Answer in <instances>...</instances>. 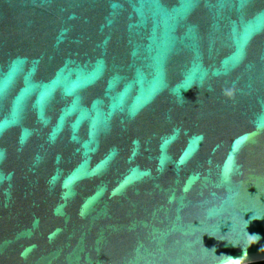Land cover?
<instances>
[{"label":"water","instance_id":"water-1","mask_svg":"<svg viewBox=\"0 0 264 264\" xmlns=\"http://www.w3.org/2000/svg\"><path fill=\"white\" fill-rule=\"evenodd\" d=\"M264 262V0H0V264Z\"/></svg>","mask_w":264,"mask_h":264},{"label":"flooded vegetation","instance_id":"flooded-vegetation-1","mask_svg":"<svg viewBox=\"0 0 264 264\" xmlns=\"http://www.w3.org/2000/svg\"><path fill=\"white\" fill-rule=\"evenodd\" d=\"M257 264H264V262H261V263H257Z\"/></svg>","mask_w":264,"mask_h":264}]
</instances>
